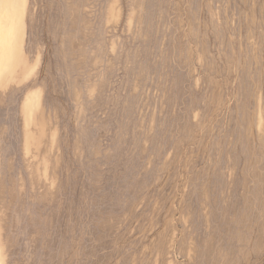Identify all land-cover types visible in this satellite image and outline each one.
<instances>
[{
	"label": "rangeland",
	"instance_id": "374dc122",
	"mask_svg": "<svg viewBox=\"0 0 264 264\" xmlns=\"http://www.w3.org/2000/svg\"><path fill=\"white\" fill-rule=\"evenodd\" d=\"M10 3L0 264H264V0Z\"/></svg>",
	"mask_w": 264,
	"mask_h": 264
},
{
	"label": "crops",
	"instance_id": "0c3cea01",
	"mask_svg": "<svg viewBox=\"0 0 264 264\" xmlns=\"http://www.w3.org/2000/svg\"><path fill=\"white\" fill-rule=\"evenodd\" d=\"M11 3L9 5V10L11 11V13H19V9H20V3L19 0H10ZM16 25H12L11 28L14 29ZM0 28H2V26L0 25Z\"/></svg>",
	"mask_w": 264,
	"mask_h": 264
}]
</instances>
